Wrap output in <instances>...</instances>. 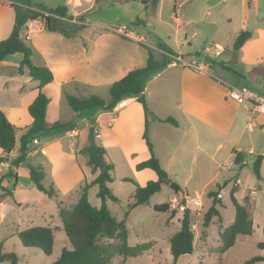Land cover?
Instances as JSON below:
<instances>
[{
  "label": "crops",
  "instance_id": "crops-1",
  "mask_svg": "<svg viewBox=\"0 0 264 264\" xmlns=\"http://www.w3.org/2000/svg\"><path fill=\"white\" fill-rule=\"evenodd\" d=\"M156 1L55 0L54 5H50L48 8L64 6L65 16L53 15L52 22L58 27H63L68 35L45 28L40 19L26 23L22 29V35L27 37L28 43L34 50L33 63L46 66L53 75V79L42 87L43 93L49 98L46 107V123L73 121L77 131L73 136L67 135L64 130L63 135L54 132L34 137L38 140L36 145H40L25 151V159L16 167L11 168L13 177L1 181L4 187L12 191V196H3L0 190V222L4 221L10 211L24 204H31L34 208L32 215L34 218L27 217L25 221L27 225L24 228L32 226L35 219L43 220L47 225L51 224V220L56 215L59 216L58 206L52 212L46 209V206H50L51 201L54 200L39 191L31 182L29 166L42 168L44 172L43 184L54 186L57 192V201L64 202L63 197L74 191L73 188H76L77 185L81 187L84 181L91 182L97 175L90 171L87 164L88 156L82 152V149L90 143L89 135L97 133V119L102 115L119 113L118 126L113 127L117 140L123 145L127 154L137 151L143 154L142 157L134 160L135 166L150 156L143 138L145 122L153 152L165 169L169 168V165H195L202 170V168H209L215 163L220 168V162L224 158H231V161L226 162H234L232 150L246 151L241 145L232 141L233 133L231 131L235 114L241 108L239 103L228 96L226 84L211 78L212 76L208 72L195 70L172 60L174 57L171 55L186 57L192 61L210 56L214 70L220 75V79L231 85H239L232 75L235 74V71H232L228 65V56L229 54L231 57L236 55L233 49L234 40L238 33L245 29L251 32V36L237 50L238 57L239 54L241 55L239 59L248 58L255 51L260 54L259 60H262L261 45L259 47L253 45L258 42L264 43L262 42L264 39V0H181L178 5H173V13L170 12L168 15L171 22L168 24L173 31L164 33L158 28L154 29L153 34L147 31L150 36L147 38L151 40V43L150 46L146 44L145 47L142 46L143 42L140 40L146 36L138 34L137 23H132V28H129L136 36V39H132L115 32L111 29L112 26L101 25L91 18L92 10L113 3L118 5V9L124 14H128V17L133 21H146V17L155 16ZM221 3L223 4L221 5ZM14 4L37 9V7H32L29 1L24 3L18 0H0V6L7 7L11 18L8 26L3 30V34L0 35V40L6 38L12 30L15 16ZM44 12L49 14L47 11ZM255 20L257 22L262 20L263 25L258 28ZM233 21H236V26ZM164 37H166L167 43L173 37L178 46L172 47L168 44L165 48L161 40L162 38L165 41ZM154 38L159 39L157 45L153 43ZM200 42L206 44L203 49L197 45ZM150 47L154 50L152 57L155 56L160 60L158 64H162L155 70L144 73L141 78L145 101L153 115L145 116L142 104L136 99V96H128V104L124 108L97 110L96 112L99 113L95 119L91 121L86 117L81 119V122L84 123L81 127L72 119L73 114L69 113L66 117L61 116L62 105L68 104L65 94L77 95V97L90 94L100 96L103 94L101 92L106 90L109 95V87L114 81L123 77L130 70L143 67L146 64ZM10 57H13V54L0 61V65L7 61L6 59H13L11 61H14L18 68L21 58ZM17 73L18 76L23 77L17 78L18 85L11 87L9 80L3 76L5 78H3V89L8 97L17 95L26 98V103L29 105L37 95L38 81L29 77L26 71L20 74L17 70ZM3 74L5 72L0 75ZM10 87L11 89H9ZM241 107L247 109L245 106ZM3 110L7 119L16 128L21 111L17 113V108L9 106V111L12 113L10 115L8 111ZM247 114L248 119V111ZM128 118L132 120L135 127V134L138 138L137 147L128 142V136L120 125L127 122ZM166 118H173L176 124L160 121ZM31 122L32 118L26 120L23 117V121L20 122V133L18 136L15 133L13 149L9 152H3L0 149V155H6L9 158L0 163V179L10 170V161L19 154V138L29 128ZM260 125L259 128L264 127L262 122ZM95 136L99 137L100 135ZM40 149H43L44 152H41ZM252 150L255 154L252 160L256 155H262L259 171L261 177L264 178V152ZM244 160L247 162L244 166L249 167L247 166L251 161L249 156H245ZM104 162L107 163L105 160ZM237 167L240 173L243 166L237 165ZM138 171L148 173V180L156 179L155 172L150 168ZM250 173L252 181L244 183L241 178L240 184L244 183V187H241L240 184L236 186L234 197L243 202L246 195H249L250 189H255V194L249 195L250 199H248L251 207L256 199L257 189L255 187L262 190L264 180L257 179L251 168ZM48 175L50 181L45 184ZM223 182L227 186L230 182L229 178L222 177L217 184L223 185ZM33 187L36 191L33 190ZM232 187L233 185L230 183L229 191ZM223 188L224 186L221 188L222 203ZM38 191L42 194H39ZM78 196L75 195L74 203ZM37 201L42 202L45 207L43 210L37 208ZM54 203L56 204L55 201ZM16 226L11 227L14 230V235L20 231ZM1 242L3 243V241Z\"/></svg>",
  "mask_w": 264,
  "mask_h": 264
},
{
  "label": "rangeland",
  "instance_id": "rangeland-1",
  "mask_svg": "<svg viewBox=\"0 0 264 264\" xmlns=\"http://www.w3.org/2000/svg\"><path fill=\"white\" fill-rule=\"evenodd\" d=\"M18 1H22L24 3L29 1L30 5L35 8H48L50 5H54L53 3L55 0ZM180 1L181 0H157L155 2V4H157L155 16L153 15L146 17V21H139L140 23L133 21L132 18L128 17V14H124L123 12H121L118 9V5L113 3L107 6H103L100 9L97 8L96 10H92L91 18H93V21L101 25L105 24L110 26H118L120 24H125L128 29L132 28V23H137L136 25H138V34L140 36L141 34H144L146 36V38L143 37L140 40L141 42H143L141 43L142 46L145 47L146 44L150 46L151 43V40L147 38V36L150 37L147 31H150L151 34H153L155 28L161 29L164 33H168V31H173V29L170 28L168 24L171 23L168 18V15L170 12L173 13V5H178ZM222 4L223 3H221V5ZM10 20L11 18L7 7L0 6V35L3 34V30L6 26H8ZM233 23L236 26V21H233ZM256 25L258 26V28L261 27L263 25L262 20H259L258 22L256 21ZM166 37H164V40L166 42L163 41V39L161 38L162 45H164L165 48L168 46V44L172 47L178 46L177 43L175 44V39L173 37L170 38L168 43ZM154 39L155 40L152 39L154 41L153 43L157 45V41L159 39ZM262 42H264V39H262ZM197 45L200 47V49H203L206 44L205 42H200ZM260 45L262 47V60H259L260 54L256 53L255 51H253V54L248 58H243L241 60L239 59V57L241 58V55L239 54L238 57L237 50L234 49V53L237 56L234 55V57H231L229 54L228 65L232 69V71H235V74L232 75L239 83V85L234 86H247L251 89L258 91L261 94H264V43H254L253 46L259 47ZM151 47L148 50H150L151 55H153L154 50ZM164 53L166 55L168 54L167 52ZM14 56H16L17 58H22V55L20 53H14L13 57L10 58H16ZM181 58L187 62L203 64L209 69L207 72L212 76H210L211 78L215 80H217V78L215 77L220 78V75H218L214 70L212 58L210 56H204L200 60L195 59V61H192L191 59L186 57ZM152 59L154 65L153 68L148 71H153L156 68L162 66V64H158L160 60L155 58V56H153ZM6 60L7 61L0 65V74L2 72H5V74L0 75V109H5L6 111H8V113H10V115H12V113L9 111V106L17 108V113L21 111L20 120L17 121L15 128V133L18 136L20 133V122L23 121V117L26 120H30L31 117L28 113V105L26 103V98H22L17 95H12L11 97H8V95L3 89V80L5 79L3 76H6V79L9 80L11 87H15L16 85H18L17 78H23L22 76L17 75V66L16 64H14V61H11L13 59ZM172 60L175 59L173 58ZM11 87L9 89H11ZM101 93L103 94L99 96L100 98L105 100L109 98V95L108 93H106V90L105 92ZM29 94H31V92H29ZM239 106L241 109L236 112L232 126V141L238 143L246 150L252 148L256 152H264V127L259 128L260 122L264 124V115L257 113L253 114V117L256 119L257 116H259V122H257L252 132H248L246 131V123L248 120L247 111L252 110V108L249 107L247 109H242L241 106H244L243 104H239ZM60 113L62 117H66V115L69 113L73 114L74 117H72V119H74L76 124L81 127L84 124L81 122L82 118L86 117V119L91 121L92 119H95V116L99 112L97 113L96 111H92L90 113L82 114V116H79L78 112L73 111L68 104L64 103L62 105V111H60ZM119 116V113L116 112L110 113L109 115L100 116L97 119L96 127V132L100 136L96 137V133H92V139H94V142L98 145L103 146L106 150V154L103 155L101 161L103 160L104 162L105 160L108 162L110 160L114 166L112 180L108 182L107 185L112 190L114 195L118 198V200H107L106 204L108 209L113 215H115L117 219L120 220L125 218V226L128 232V243L130 245L148 241H150L152 245L148 250L143 251L141 254H138L135 257L124 258L123 256L115 255L111 258L108 264H171L172 255L169 250L168 237H170L173 233H175V231L179 229L182 213L176 211L172 212L169 209L164 212H158L153 209V206L155 204L166 203L169 197L173 195L172 189H170V187L167 185H163L159 192L153 194L150 197L148 203L137 205L136 207L129 210L127 216L125 215L126 211L128 210V205L133 200L132 194L135 189V185H144L148 181L149 174L136 170L135 163H133L134 160L139 159L143 156V154L139 153L138 151L133 154H127L125 149L123 148V145H121L117 140L116 133L113 127L118 126ZM128 119L129 120L127 122H123L120 125H122V128L125 130L128 136V142L131 143L134 147H137L138 138L135 134V127L132 123V120L130 118ZM56 132H58L59 135L64 134V130H58ZM41 136V134L35 135V137ZM39 145L34 144L32 140H30L26 151H29L33 147L36 148ZM82 152H84V148L82 149ZM254 155L255 154L253 153L247 154L245 152V156H249V160H251L249 164L252 162V157ZM226 161H231V158H224L223 161L220 162V164H223ZM25 164L27 165V162ZM249 164L247 166L250 167ZM89 167L92 173H98V171L92 170L91 165H89ZM249 167L243 166V168H241L240 170V173L235 163L227 169L219 168L216 163L209 168H202V170H200L201 168L195 165H169V168H164L169 173L172 180L180 185L181 190L178 195H181L185 192L191 195H193L194 192H199L202 195V206L199 207V209H190L191 227L192 232L194 234V250L190 254H184L180 256L177 260V264H246V260H248L252 256L264 255V248H260L257 246L258 242H264V185L262 187V190H259L258 187H255L257 189V194L255 195V203L251 207L250 202L248 200V210L250 208L249 213L251 214L253 220L252 233L250 235H237L234 244L229 249L224 252L219 251V247L221 245L219 234L223 230V228L229 225L234 219V206L229 199L228 187L230 183L232 185V182L237 177L239 179L242 178V181H244V183H250L252 181V177ZM48 177L49 175L45 179V184L49 183L48 181H50ZM222 177H224L225 179L229 178L230 182L227 186H225L224 182L223 185L217 184V182L222 179ZM123 178H130L131 180L124 181ZM244 183L239 184L241 187H244ZM222 186H224V196L222 199L223 204L222 206L217 205L220 211V217H212L209 225L207 227H204V213L210 207L213 201V198L209 195V191L218 192L221 190ZM34 188L35 187H33V190L36 191V189ZM53 188L55 189L54 186ZM80 188L81 187L77 185L76 188H73L74 191L70 192L67 196L63 197L64 202H61L63 207L71 208L75 201V195H80ZM97 189V185H93L89 188L88 199L92 205L100 206L101 201L99 198L96 197ZM38 193L42 194L39 191ZM246 196L248 197V199H250L249 195ZM51 202L52 203H50V206H46V209L49 212L55 211L57 206L54 201ZM36 203L37 208H40L41 210L45 208L44 205H42L41 201H37ZM33 213L34 208L31 204H24L10 211V213L6 215L4 221L0 222V242L3 241V250L5 252H14L16 254L17 264H52L53 261L59 256L63 248H70V242L65 232L62 230V222L59 216L56 215V217L51 220V224H48L49 226L55 228L53 231V247L50 255L44 254L40 249L35 247H24L20 243L18 237L14 235V230L11 228L17 225L16 227L19 230L24 229V227L27 225V223L25 222L27 220L26 218H34L32 216ZM33 225L47 224H45L43 220L35 219ZM0 264L11 263L10 261L6 260L0 262ZM252 264H264V261H258Z\"/></svg>",
  "mask_w": 264,
  "mask_h": 264
},
{
  "label": "trees",
  "instance_id": "trees-1",
  "mask_svg": "<svg viewBox=\"0 0 264 264\" xmlns=\"http://www.w3.org/2000/svg\"><path fill=\"white\" fill-rule=\"evenodd\" d=\"M14 10L15 16L12 30L6 38L0 40V61L8 55L20 53L22 58L17 70L20 74L26 71L29 77L38 81V92L28 105V113L32 118V122L19 138V154L10 161V170L3 174L0 179V190L3 196H12V191L4 187L1 181L5 178L13 177L11 168L16 167L25 159L26 146L35 135L50 134L58 130L71 129L75 126L73 121L46 123L45 114L49 98L43 93L42 87L53 79V75L46 66L33 63L34 50L28 43L27 37L22 35V29L26 23L34 19H40L45 28L49 30L68 35L63 27H58L52 22L53 15L65 16V7H38L37 9H33L14 5ZM44 11L49 12V14H45ZM250 36V31L241 30L234 40L233 49H240ZM153 65L151 51L148 50V58L144 67L130 70L110 85L109 100L106 101L95 94L82 97L65 94L66 102L73 111L78 112V115L82 116V114L92 111L112 109L123 97L136 96V99L142 104L145 115L153 114L145 101L143 94L144 86L141 81L142 75L152 69ZM160 121L176 124L173 118H166ZM146 127L145 122L143 138L150 156L146 160L137 163L135 168L136 170L143 168L152 169L156 174V179H150L144 185H135L132 194L133 200L128 205V210L125 213L126 216L130 209L137 205L148 203L150 197L159 192L163 185L169 186L172 191L180 192L181 190L179 184L172 180L169 173L161 166L158 158L155 156L152 144L147 136ZM92 135H89L90 143L84 148V152L88 156V164L91 165L93 171H98V173L91 182L84 181L80 188V195L71 208L63 207L62 203L57 201V192L53 186H45L43 184L44 172L42 168L40 166H29L31 182L39 191L56 202L58 215L62 222V230L70 242V248H63L52 264H108L115 255H120L124 258L135 257L143 251L148 250L152 245L150 241L130 245L128 243L125 218L117 219L108 209L107 200H118L107 185L112 180L114 166L110 160L107 163L101 161L103 155L106 154V150L103 146L94 142ZM14 145L15 127L0 109V149L3 152H9L13 149ZM232 154L234 155V163L236 165L240 167L246 165L244 152L234 149L232 150ZM261 158L262 155H256L250 164V168L257 179L262 178L259 171ZM8 159L6 155H0V163ZM262 179L264 180V178ZM123 180L130 181L131 179L123 178ZM93 185H97L98 187L96 197L101 201L100 206L92 205L88 199V190ZM235 189L236 187H232L229 191V199L234 206V219L219 234L221 241L220 252L229 249L234 244L237 235H250L253 231V220L248 210V197L246 196L243 202L237 200L234 197ZM216 193L209 191V195L213 198V201L204 213V227L209 225L212 217H220L217 205L222 206L223 203L220 198L216 197ZM153 209L158 212H164L168 210V204H155ZM54 229L49 225H32L18 231L16 236L24 247H35L40 249L44 254L50 255L54 241ZM193 241L194 234L191 227V215L190 210L187 209L182 213L179 229L168 239L169 250L172 255L171 264H177L180 256L193 252ZM257 246L264 248V242H258ZM6 260L10 261L11 264H17L16 254L14 252H5L2 242H0V262ZM258 261H264V255L252 256L245 263L252 264Z\"/></svg>",
  "mask_w": 264,
  "mask_h": 264
},
{
  "label": "built area",
  "instance_id": "built-area-1",
  "mask_svg": "<svg viewBox=\"0 0 264 264\" xmlns=\"http://www.w3.org/2000/svg\"><path fill=\"white\" fill-rule=\"evenodd\" d=\"M112 30L115 32H118L122 34L125 37L136 39V36L134 32L130 29L127 28L125 24H120L118 26H112ZM175 61H181L180 63L190 66L196 70L204 71L207 72L208 68L204 66L203 64H196L195 62H187L184 61L180 56H174ZM215 77V76H214ZM217 80L223 82L226 84L228 87V96L233 99L235 102L239 104H243L246 108L251 107L252 110H249V117L246 123V131L252 132L258 122L256 118L253 117L254 113L264 115V94L259 93L258 91L251 89L247 86H234L231 85L223 80H221L218 77ZM128 104V98L124 97L120 99L113 108L116 109H122ZM261 127V125H259ZM76 128H71V129H66L65 133L69 136H73L76 134ZM97 136H99L98 133H96ZM33 143L36 144L38 142L37 139L33 138L32 139ZM41 152H44L43 149H40ZM241 151V150H240ZM244 152V151H242ZM247 154H252L253 150L248 149L245 151ZM244 152V153H245ZM234 162H225L221 164L220 168L221 169H226L229 168L231 165H233ZM240 183V179L237 177L233 182L232 185L233 187L238 186ZM256 190L255 189H250L249 195L255 194ZM180 192L173 191V195L169 197L168 201L166 202L168 204V209L171 211H176V212H181L183 213L187 209H199V207L202 206V195L199 192H194L193 195L188 194L187 192L178 195ZM223 193L218 191L216 193L217 198H222Z\"/></svg>",
  "mask_w": 264,
  "mask_h": 264
},
{
  "label": "water",
  "instance_id": "water-1",
  "mask_svg": "<svg viewBox=\"0 0 264 264\" xmlns=\"http://www.w3.org/2000/svg\"><path fill=\"white\" fill-rule=\"evenodd\" d=\"M92 131V130H91Z\"/></svg>",
  "mask_w": 264,
  "mask_h": 264
}]
</instances>
